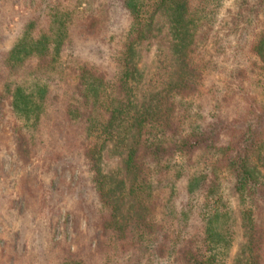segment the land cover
I'll list each match as a JSON object with an SVG mask.
<instances>
[{
    "label": "trees",
    "instance_id": "1",
    "mask_svg": "<svg viewBox=\"0 0 264 264\" xmlns=\"http://www.w3.org/2000/svg\"><path fill=\"white\" fill-rule=\"evenodd\" d=\"M29 10L11 40L0 32V131L17 162L44 165L56 184L58 170L70 175L57 205L72 211L34 194L10 199L9 212L34 210L31 246L21 231L9 237L15 258L225 264L226 181L243 264H262L264 0H29ZM164 29L168 52L142 69L141 46ZM108 148L121 167L105 173ZM62 215L71 236L54 238Z\"/></svg>",
    "mask_w": 264,
    "mask_h": 264
},
{
    "label": "rangeland",
    "instance_id": "2",
    "mask_svg": "<svg viewBox=\"0 0 264 264\" xmlns=\"http://www.w3.org/2000/svg\"><path fill=\"white\" fill-rule=\"evenodd\" d=\"M29 11V0H0L1 34L11 40L18 31L17 16L19 17V15L28 13ZM7 43L9 44V42ZM170 43L171 40L166 29L162 30L155 38L145 42L140 49V67L143 69L146 65H150L157 49H164L168 52ZM144 71L147 72V69ZM235 107V103L228 106L229 116L235 115ZM120 159L119 151L108 148L103 153L101 164L103 171L105 173L117 171L121 167ZM43 166L42 164H37V162H33L32 164L17 162L8 130L4 129L0 131V200H4L5 202L3 206L5 208L0 218V264H24V258L16 259L12 253L9 237L11 233L21 231L24 239L31 246L32 231L35 226L32 223L33 219L30 217V215L34 214V210H29L27 217L20 214L19 208L11 209L10 212L7 211V209L11 208L10 199L21 195L34 194L48 207L56 206L58 209L61 207L64 211H62L63 215L67 211L69 213L72 211L71 203L68 201L57 205V201L63 197L62 192L66 191L67 185L70 182V175L58 170L57 176H60V181L59 184H56L58 179H52V174L44 173L46 169ZM117 178L121 179L122 177L117 175ZM221 183L222 190L229 201L232 211L230 222L232 231H234L233 244L226 253L225 264H243L246 237L244 228L241 226L240 206L237 196L232 194L228 183L226 181H222ZM55 189L58 190V193H54L53 197L50 193L54 192ZM51 210L57 214L55 209ZM44 214L51 215L47 210L44 211ZM63 215L58 219L56 218L57 220L54 222L57 223L53 230L54 238L61 239L64 236L66 237V235L71 236L70 218L63 217ZM19 251L20 249H18ZM32 257H34V254ZM12 259L13 263H10ZM262 264H264V250Z\"/></svg>",
    "mask_w": 264,
    "mask_h": 264
}]
</instances>
